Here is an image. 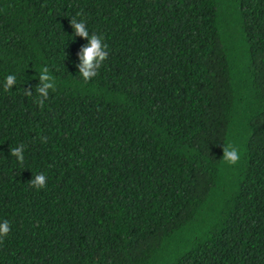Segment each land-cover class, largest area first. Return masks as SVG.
Listing matches in <instances>:
<instances>
[{
	"label": "trees",
	"instance_id": "obj_1",
	"mask_svg": "<svg viewBox=\"0 0 264 264\" xmlns=\"http://www.w3.org/2000/svg\"><path fill=\"white\" fill-rule=\"evenodd\" d=\"M5 220L0 264H264V0H0Z\"/></svg>",
	"mask_w": 264,
	"mask_h": 264
},
{
	"label": "clouds",
	"instance_id": "obj_2",
	"mask_svg": "<svg viewBox=\"0 0 264 264\" xmlns=\"http://www.w3.org/2000/svg\"><path fill=\"white\" fill-rule=\"evenodd\" d=\"M77 15H80L78 13ZM72 28L74 29V34L80 37L89 39L88 46L82 49L80 54L81 64L79 65L80 74L83 78L84 83H88L94 77L99 74V70L108 58V45L103 42V37L96 33H93L89 37V31L86 26V21L81 20L77 23L75 18L71 19ZM39 79L41 80L42 86L37 87V92L42 96H48V90L55 92L57 88L56 79L51 75L50 70L47 66H44L40 70ZM16 83L15 75H8L5 79V91L11 89ZM41 108L44 107L42 101L37 102ZM41 143H47V138H39ZM25 145L20 144L18 147L11 149V154L16 158V160L23 165L25 162V157L23 155ZM222 160L229 164L230 166L237 165L241 160V154L239 150L232 144H227L224 146V155ZM47 177L44 174L35 175L34 179L29 183L36 190H40L46 187ZM10 232L9 222L5 220L0 224V244H3L4 239L8 236Z\"/></svg>",
	"mask_w": 264,
	"mask_h": 264
}]
</instances>
